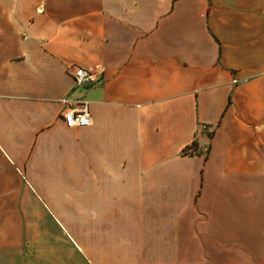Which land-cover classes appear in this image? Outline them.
I'll use <instances>...</instances> for the list:
<instances>
[{
	"label": "crops",
	"instance_id": "1",
	"mask_svg": "<svg viewBox=\"0 0 264 264\" xmlns=\"http://www.w3.org/2000/svg\"><path fill=\"white\" fill-rule=\"evenodd\" d=\"M24 197L47 253L8 242ZM0 264H264V0H0Z\"/></svg>",
	"mask_w": 264,
	"mask_h": 264
},
{
	"label": "rangeland",
	"instance_id": "2",
	"mask_svg": "<svg viewBox=\"0 0 264 264\" xmlns=\"http://www.w3.org/2000/svg\"><path fill=\"white\" fill-rule=\"evenodd\" d=\"M24 198L26 200H24L23 209H13V206H10L9 204V210L7 212V220L9 224L7 228H5V231L8 234V242L9 244H13L18 250L22 249L24 253H47L53 246V243L50 242L51 225L47 221V216L44 211L30 202V200H28L29 197ZM38 198L40 202L45 204V201L41 196H38ZM63 198L64 196H60L61 201L59 200L55 202L58 207L57 212L62 220H68L71 225L70 229L78 234L80 227L75 224L79 219V202L77 200L74 204H65L62 200ZM16 241H18V243Z\"/></svg>",
	"mask_w": 264,
	"mask_h": 264
},
{
	"label": "built area",
	"instance_id": "3",
	"mask_svg": "<svg viewBox=\"0 0 264 264\" xmlns=\"http://www.w3.org/2000/svg\"><path fill=\"white\" fill-rule=\"evenodd\" d=\"M73 80V90L81 87L92 86L96 83L94 74L89 73L84 69H75L71 73ZM72 92L69 94V96ZM69 96L62 98L60 103L63 105L62 119L68 129L88 128L92 125L89 104L79 98L70 99ZM206 127L201 126V132H205Z\"/></svg>",
	"mask_w": 264,
	"mask_h": 264
},
{
	"label": "trees",
	"instance_id": "4",
	"mask_svg": "<svg viewBox=\"0 0 264 264\" xmlns=\"http://www.w3.org/2000/svg\"><path fill=\"white\" fill-rule=\"evenodd\" d=\"M193 147H194V150L196 149V145L195 144H193Z\"/></svg>",
	"mask_w": 264,
	"mask_h": 264
}]
</instances>
